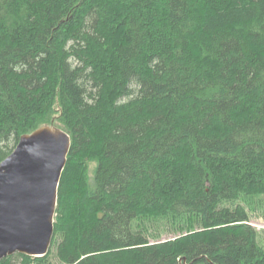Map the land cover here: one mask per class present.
<instances>
[{"label":"trees","instance_id":"1","mask_svg":"<svg viewBox=\"0 0 264 264\" xmlns=\"http://www.w3.org/2000/svg\"><path fill=\"white\" fill-rule=\"evenodd\" d=\"M46 125L53 244L0 264H264V0H0V164Z\"/></svg>","mask_w":264,"mask_h":264},{"label":"water","instance_id":"2","mask_svg":"<svg viewBox=\"0 0 264 264\" xmlns=\"http://www.w3.org/2000/svg\"><path fill=\"white\" fill-rule=\"evenodd\" d=\"M71 145L67 132L46 125L22 136L0 164V262L18 253H49Z\"/></svg>","mask_w":264,"mask_h":264},{"label":"rangeland","instance_id":"3","mask_svg":"<svg viewBox=\"0 0 264 264\" xmlns=\"http://www.w3.org/2000/svg\"><path fill=\"white\" fill-rule=\"evenodd\" d=\"M239 203L245 207L247 210L250 222L249 224L257 230L258 235L260 237L259 241L262 245H264V195H256L251 197L242 198ZM56 219V216H55ZM152 234L157 236L158 234H162V239H169L171 237L176 236V234H167L168 229L164 228L162 225H152L151 226ZM65 231H63L64 233ZM63 233L58 236V242L61 241ZM66 233V232H65ZM64 233V234H65ZM57 249L53 248L52 258L50 260V264H62L57 257Z\"/></svg>","mask_w":264,"mask_h":264}]
</instances>
